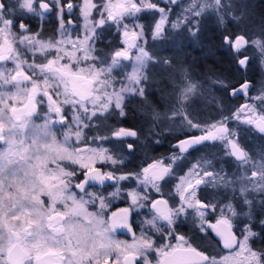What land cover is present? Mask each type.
Segmentation results:
<instances>
[{"label": "snow or ice", "instance_id": "obj_1", "mask_svg": "<svg viewBox=\"0 0 264 264\" xmlns=\"http://www.w3.org/2000/svg\"><path fill=\"white\" fill-rule=\"evenodd\" d=\"M252 15L236 0H0V264H264L251 245L256 221L264 228V82L253 95L247 78L255 59L264 74V17L253 30ZM209 16L240 81L212 73L201 83L162 55L185 29L195 40ZM49 17L58 27L45 39ZM113 28L119 44L105 52L99 45ZM157 94L163 113L150 100ZM228 96L245 102L227 107ZM130 98L140 101L147 136L110 124L127 116ZM196 98L207 118L191 110ZM160 127L175 140L171 155L122 171ZM257 133L253 153L242 134ZM206 149H215L211 158L180 174ZM221 157L234 163L231 175L216 168ZM116 200L127 206L111 211ZM133 214L143 217L138 233ZM189 220L218 238L217 249L177 233Z\"/></svg>", "mask_w": 264, "mask_h": 264}, {"label": "trees", "instance_id": "obj_2", "mask_svg": "<svg viewBox=\"0 0 264 264\" xmlns=\"http://www.w3.org/2000/svg\"><path fill=\"white\" fill-rule=\"evenodd\" d=\"M237 4L247 3L249 5V11L252 15V22L249 24V27L253 30L257 29L260 20L264 17V0H236ZM175 8L174 13L171 18L176 19V14L180 12L181 9ZM230 27H234L230 25ZM219 32L220 29L217 26L216 20L214 17L209 16L206 17L200 26L199 36L193 40L187 33V30L183 32V39H177L174 42L170 40L169 43L176 45L174 49L170 51H165V56L169 55L174 58V63L182 64L184 68L188 69L193 80L203 83L207 80L208 76L212 73L215 74H227L229 80L232 82L240 81L242 74H238L235 70V67L230 64V60L227 54L219 48ZM119 44V36L113 34L111 31L110 34H106L104 38V43L100 44L99 47L103 49L105 52L111 51ZM164 55V53H162ZM264 77V74L261 73V70H257V68H252V65L249 68L247 73V78L253 83V89L260 85V81ZM204 87L207 88V84H204ZM215 95L217 97L222 96L221 93L216 92ZM150 100L153 103L159 101V111L162 113L165 111L164 103L165 100L160 98V95L157 94L156 97H150ZM224 103L227 107L234 108L240 105V99L230 100L229 97L224 99ZM198 107L193 111L194 114L199 113L202 119L208 117V109L202 105L198 104ZM140 109V101L139 99L132 100L127 104V116L121 118L119 122L124 127L129 128H137L140 130L144 136H147L148 127L144 122V117L139 111ZM115 119L110 121V124L113 126L117 123ZM244 127V126H241ZM162 127L158 128L157 134L152 135L146 144V147L143 149H138L137 153L134 157H129L125 160L126 167L122 168V171L125 172H134L139 170L141 166V162L145 160L147 157L150 162L151 159H159L161 157H168L171 155V147L175 143L173 135L171 134H163ZM101 134H103V130H101ZM96 132L89 131L88 136H94ZM160 137V138H159ZM159 138V139H158ZM143 139V137H142ZM159 141V143H157ZM242 142L253 152H259L261 148V140L259 138V134L255 135H247L242 134ZM215 149L208 150L206 149L203 152L193 153L191 157H189V163L183 169V174L188 168L191 167L192 163H195L197 159L206 154L211 158V153H214ZM216 168L219 170L223 168L226 173L231 175L235 171V165L232 163L230 159L227 158H217L215 161ZM168 185L164 190L169 191ZM212 190L209 189V192ZM208 198H211L209 196ZM215 216L211 217V221H215ZM259 222L256 221V225ZM181 232V231H180ZM263 236L261 238V242L264 243V230L262 231ZM194 237L193 243L201 246L202 248H207L209 250L217 249L218 240H216L213 235H210V239L207 245L203 242V237L200 236L197 231H194V236L189 234V238ZM205 245V246H204ZM259 250L264 251V245L259 247Z\"/></svg>", "mask_w": 264, "mask_h": 264}, {"label": "rangeland", "instance_id": "obj_3", "mask_svg": "<svg viewBox=\"0 0 264 264\" xmlns=\"http://www.w3.org/2000/svg\"><path fill=\"white\" fill-rule=\"evenodd\" d=\"M185 2H186V0H185ZM178 8L177 9H181L180 8V6H177ZM78 15H79V11H78V9H77V12H76V16L78 17ZM144 15V19L143 20H141V23H144L146 26H150L152 23H153V19H152V16L150 15V14H143ZM173 20H174V18H172ZM82 22L78 19V22H77V25H80ZM112 32H113V34H115V29L113 28L112 29ZM148 38H149V40H150V38H151V34L149 33V35H148ZM119 40H120V37H119ZM167 48H168V50L167 51H170L171 49H174L175 47H176V45H174V44H171V43H168V45L166 46ZM172 51V50H171ZM164 53V55H165V51L163 52ZM166 56H169V55H166ZM172 56V55H171ZM252 68H257V70L259 69L260 70V68H259V62H258V59H255L254 61H253V63H252ZM158 78V77H157ZM262 82H264V77L262 78V80L260 81V84L262 83ZM260 87V85H257L254 89H253V91H252V94L253 95H255L256 94V90L258 89ZM206 88V87H205ZM238 98H242V96L241 97H238ZM136 99H138V98H130V100L132 101V100H136ZM245 102V98L243 97V99H241V101H240V104H243ZM198 104H202V105H204L205 106V104H206V100H204V99H201V98H196V101H195V103H193L192 104V111H194L198 106ZM121 118H119V117H117L115 120L116 121H119ZM162 129H163V134H170L169 133V131L167 130V129H165V128H163L162 127ZM94 132H96L95 130H93ZM89 133V132H88ZM172 135V134H171ZM160 138V137H159ZM158 138V139H159ZM233 163V162H232ZM234 164V163H233ZM188 171V170H187ZM187 171H185V172H187ZM176 181L175 180H173L172 181V183L171 184H169L170 186H169V191H171V189H172V186L174 185V183H175ZM124 183H126V182H124ZM114 189H109V190H107V191H105V194H107V192H111V191H113ZM165 191V190H164ZM169 191H165L166 193L167 192H169ZM257 200H259V196H257ZM121 202H124L123 200H116L114 203H113V206H112V208H111V211L113 210V209H115L117 206H119L120 204H121ZM126 202V201H125ZM126 204H127V202H126ZM114 211V210H113ZM143 218V217H142ZM258 222H259V220H257ZM138 223V222H137ZM136 223V224H137ZM264 230V228H262L259 224L258 225H256V228L254 229V231H256L257 233H258V235L256 236V237H254L253 239H252V241H251V245H252V247L254 248V249H259V247L260 246H263L264 245V243H262L261 242V238H262V236H263V233H262V231ZM117 235V238L118 239H120V240H128V241H131V238H127L126 236L124 237V236H121V235H119V234H116ZM156 239H157V241L159 242V237H155ZM263 239V238H262ZM174 242V241H173ZM220 246H222V245H220Z\"/></svg>", "mask_w": 264, "mask_h": 264}, {"label": "flooded vegetation", "instance_id": "obj_4", "mask_svg": "<svg viewBox=\"0 0 264 264\" xmlns=\"http://www.w3.org/2000/svg\"><path fill=\"white\" fill-rule=\"evenodd\" d=\"M75 16H76V13L74 14ZM77 17V16H76ZM49 20H51V22L50 23H46V24H44V38L45 39H47L49 36H52L54 33H55V31H56V29H57V27H58V24L56 23V21H55V19L53 18V17H49ZM76 22H78V19H77V21ZM36 23L37 22H33V26H34V28H33V30L35 31V30H37L36 29V27H35V25H36ZM237 99H240V101H241V99H243V96H242V98H237ZM236 99V100H237ZM82 178V177H81ZM93 188H99L100 190H102V191H107V190H109V189H112L111 187H108L107 185H105L103 188H101V186H99V185H94L93 186ZM90 190H93V189H90ZM127 206V204H126V202L124 201V202H121V204L119 205V206H117L115 209H113L114 211H116V210H118L119 208H121V207H126ZM112 210V211H113ZM142 219V216H136L135 214H133V216H132V220L135 222V223H137L136 225H137V227H136V231H137V233L139 232V227H138V225H139V221ZM197 231V233L200 235V236H202L203 237V242H204V244L205 245H207L208 244V242H209V239H210V235H213V237L216 239V240H218V238H216L215 236H214V234H212L211 232H209V235H205L204 233H200L197 229H195V227H194V225L191 223V220H189V221H187V222H183V223H179L177 226H176V231H177V233H179V234H183V235H185V236H187V237H189V234H191V235H193L194 236V231ZM181 231V232H180ZM117 234H119V235H121V236H126L127 238H131V235L129 234V233H127L125 230H118L117 231ZM174 241V240H173ZM175 242V241H174ZM204 245V246H205ZM221 248H222V246H220Z\"/></svg>", "mask_w": 264, "mask_h": 264}, {"label": "water", "instance_id": "obj_5", "mask_svg": "<svg viewBox=\"0 0 264 264\" xmlns=\"http://www.w3.org/2000/svg\"><path fill=\"white\" fill-rule=\"evenodd\" d=\"M229 97V99L230 100H232V101H234V100H236L238 97H236V98H232V97H230V96H228ZM239 97H241V96H239Z\"/></svg>", "mask_w": 264, "mask_h": 264}]
</instances>
